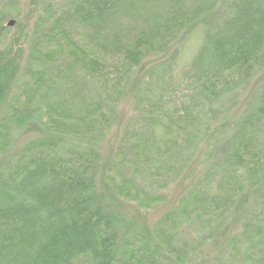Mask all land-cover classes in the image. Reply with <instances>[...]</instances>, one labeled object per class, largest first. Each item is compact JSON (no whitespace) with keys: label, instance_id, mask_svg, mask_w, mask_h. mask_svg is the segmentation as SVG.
<instances>
[{"label":"trees","instance_id":"16d2710c","mask_svg":"<svg viewBox=\"0 0 264 264\" xmlns=\"http://www.w3.org/2000/svg\"><path fill=\"white\" fill-rule=\"evenodd\" d=\"M56 6L0 49V264H264V0Z\"/></svg>","mask_w":264,"mask_h":264},{"label":"rangeland","instance_id":"374dc122","mask_svg":"<svg viewBox=\"0 0 264 264\" xmlns=\"http://www.w3.org/2000/svg\"><path fill=\"white\" fill-rule=\"evenodd\" d=\"M50 1H52L55 6L57 5L58 8H61L63 7V4L65 3L66 0H50ZM27 2L28 0H0V6L4 7L2 11L0 12V19H2V26H0V49H3L4 47H6V45L13 38L17 36V34L20 32V30L23 27H26V30H29L31 29V26H33L32 19L26 18L27 9L25 5ZM11 20L14 21V24L12 26H8V22ZM50 21L51 20H47L44 23L46 27L48 26L47 23L50 24ZM206 32H207V29L204 25L197 26L189 34L184 44L181 46L180 51L177 55V58L174 60L173 68H172L173 81L175 83V86L178 87V89H174L170 87L168 88L167 86H165V88L167 89V92L171 93L172 98L173 97L175 99L178 97L181 98L183 94L185 93L184 92L185 90L182 88L185 87V84H187L186 72L190 64L197 58L204 44ZM24 49L25 50L23 52L22 59H25L29 54V49L28 48H24ZM88 51H90V49ZM65 52H68V51H65ZM255 81L256 79L251 84V87L254 85ZM249 88H250V85H249ZM243 95H244V92L241 93L239 100L242 99ZM240 103L241 101L238 103L239 106H240ZM118 133L119 132L114 133L113 137L116 138L118 136ZM156 136L158 138H161V137H164L165 135H163L162 132L159 130L157 131ZM260 141L262 142L260 144L263 145V134H260ZM176 195H178V189L175 188V190L172 193V197L174 198L178 197ZM165 208H166V205L157 206L155 204L150 205L148 208L146 207L145 209L147 211L144 212L145 219L149 223H154L158 221V219L160 218ZM251 251L252 253H254L256 251V248H253Z\"/></svg>","mask_w":264,"mask_h":264},{"label":"water","instance_id":"95a60500","mask_svg":"<svg viewBox=\"0 0 264 264\" xmlns=\"http://www.w3.org/2000/svg\"><path fill=\"white\" fill-rule=\"evenodd\" d=\"M13 24H14V21L12 20L8 22V26H12Z\"/></svg>","mask_w":264,"mask_h":264}]
</instances>
